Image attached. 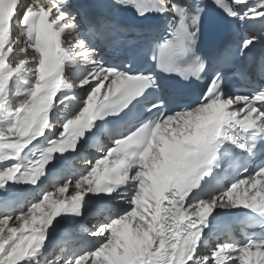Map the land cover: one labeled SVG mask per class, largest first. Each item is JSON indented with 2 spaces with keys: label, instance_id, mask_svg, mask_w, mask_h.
Segmentation results:
<instances>
[{
  "label": "snow or ice",
  "instance_id": "6c2138e0",
  "mask_svg": "<svg viewBox=\"0 0 264 264\" xmlns=\"http://www.w3.org/2000/svg\"><path fill=\"white\" fill-rule=\"evenodd\" d=\"M108 7L0 0V264H264V0Z\"/></svg>",
  "mask_w": 264,
  "mask_h": 264
}]
</instances>
